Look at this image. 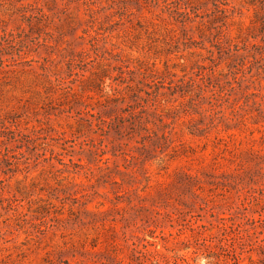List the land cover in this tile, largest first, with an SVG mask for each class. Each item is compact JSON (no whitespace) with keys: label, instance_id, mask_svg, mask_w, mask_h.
I'll use <instances>...</instances> for the list:
<instances>
[{"label":"rangeland","instance_id":"1","mask_svg":"<svg viewBox=\"0 0 264 264\" xmlns=\"http://www.w3.org/2000/svg\"><path fill=\"white\" fill-rule=\"evenodd\" d=\"M0 264H264V0H0Z\"/></svg>","mask_w":264,"mask_h":264}]
</instances>
